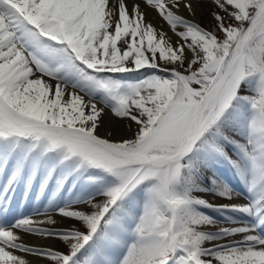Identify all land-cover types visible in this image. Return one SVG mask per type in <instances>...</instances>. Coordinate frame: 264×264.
Wrapping results in <instances>:
<instances>
[{"label": "snow or ice", "instance_id": "obj_1", "mask_svg": "<svg viewBox=\"0 0 264 264\" xmlns=\"http://www.w3.org/2000/svg\"><path fill=\"white\" fill-rule=\"evenodd\" d=\"M204 2L0 0V264H264V0Z\"/></svg>", "mask_w": 264, "mask_h": 264}, {"label": "bare ground", "instance_id": "obj_2", "mask_svg": "<svg viewBox=\"0 0 264 264\" xmlns=\"http://www.w3.org/2000/svg\"><path fill=\"white\" fill-rule=\"evenodd\" d=\"M129 6H130V5H129ZM194 6H195V5H194ZM199 11H200V8L197 7V8H196L197 15H196L195 17H189V18H192V19H195L196 21H198V17H199V15H200ZM201 13H202V12H201ZM180 14H181V15H184V16H186V17L188 16V13H187L186 11H184L183 9L181 10V13H180ZM148 18L152 21V23H153L154 25L157 26V28H158V30H159L160 27H161V22H160V20L155 19V18H154V14H149V17H148ZM164 30H165V31H168V29H167L166 26H165ZM169 35H171L170 32H169ZM175 39H176V38L173 36V37H172L173 42L175 41ZM112 138L115 139V137H112ZM230 180L232 181L233 184H235V181L232 179L231 175H230ZM205 198L208 199L209 202L217 203V201L214 200V199H216V198H214V197H212V196H210V195H209V196H206ZM20 199H21V192L18 190L17 193H16L15 202H14V204H13L14 212H13L12 215H19V214L21 213V211H23V212L26 214L28 211H30V209H23V210H21V209H19V208L16 207V205H17V203L20 201ZM212 199H213V200H212ZM219 203H221V202H219ZM213 215H215V214H213ZM217 218H219V217H217ZM9 219H11V217H9ZM24 242H26V243H28V244H30V245H34V244L40 243V241L35 240V239H31V238H29V237H27V236L24 237ZM53 245H54V244H53ZM53 245H52V247H53ZM15 254H16V255H20L22 258H25V259H28V260H32V259H33L31 256H27V255H25V254H23V253H15ZM41 264H43V261H41Z\"/></svg>", "mask_w": 264, "mask_h": 264}, {"label": "rangeland", "instance_id": "obj_3", "mask_svg": "<svg viewBox=\"0 0 264 264\" xmlns=\"http://www.w3.org/2000/svg\"><path fill=\"white\" fill-rule=\"evenodd\" d=\"M198 7L200 8V11H199L200 15L198 17V22L205 29H210L215 23V21L213 20L212 16L210 15V13H212L215 10L213 3L211 2V0H207V2L201 3ZM225 175L228 178L229 173H225ZM214 200H216L217 203L224 202V201H222V200H220L218 198H216ZM217 219H219V218H217ZM220 226H222V225L221 224H217L216 226L209 227L206 230L207 231H217ZM53 250L63 251V247H62L61 244L57 243V244L53 245Z\"/></svg>", "mask_w": 264, "mask_h": 264}]
</instances>
